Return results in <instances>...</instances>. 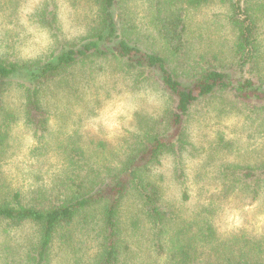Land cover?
<instances>
[{
	"label": "trees",
	"instance_id": "obj_1",
	"mask_svg": "<svg viewBox=\"0 0 264 264\" xmlns=\"http://www.w3.org/2000/svg\"><path fill=\"white\" fill-rule=\"evenodd\" d=\"M160 50L143 46L140 33L129 23L125 0H93L94 20L78 40L58 36L57 7L46 2L37 12L38 21L55 30L54 47L43 54L11 58L0 50V147L9 137L19 114L5 101L16 89L22 97V115L40 144L49 130L51 110L49 91L70 83V71L78 65L87 71L96 60L115 64L136 85L155 84L166 96L169 106L145 130L134 134L121 162L114 166H94L81 146L73 144L67 154L74 166L64 169L60 179L62 197L44 188L24 200L18 189L0 186V223L9 228L25 223L39 231L37 242L29 249L28 264H52L56 241L69 253V264H127L128 236L122 223L125 200L133 196L139 202L150 225L155 251L163 252L168 242L169 261L181 264H264V238L243 234L222 240L211 222H190L187 228L171 234L176 219L161 187L150 178L164 154L180 156L188 147L186 124L193 107L213 97H225L236 108L264 117V78L247 76L246 67L263 56L258 38L259 22L264 14V0H223L230 9L236 31V60L228 69L214 64L190 61L186 55V9L210 0H151ZM67 150V149H66ZM219 176L227 190H239L254 199L264 195V162L259 165L227 163ZM179 177L185 170L180 166ZM204 211V210H203ZM208 211V210H207ZM88 245L86 253L80 251ZM70 248L74 249L71 257ZM207 249L215 260L199 261ZM212 251V252H211ZM71 257V258H70Z\"/></svg>",
	"mask_w": 264,
	"mask_h": 264
},
{
	"label": "rangeland",
	"instance_id": "obj_2",
	"mask_svg": "<svg viewBox=\"0 0 264 264\" xmlns=\"http://www.w3.org/2000/svg\"><path fill=\"white\" fill-rule=\"evenodd\" d=\"M210 1L186 9V55L192 63L228 69L236 60V31L228 3ZM46 2L57 7L59 37L78 40L95 22L93 0H0L1 51L15 59L34 57L54 47L56 31L41 24L36 15ZM124 3L129 23L140 33L134 37H140L143 46L160 50L152 1ZM258 38L263 56L247 66L245 73L254 78L262 74L264 78V14ZM84 66L87 65L70 71V83L64 81L54 87V92L49 91L51 119L44 144L25 124L20 93L14 88L7 93L5 101L19 118L12 125L7 143L0 147L2 190L18 189L28 200L38 193V188L45 187L49 194L62 197L59 177L65 168L74 166L67 156L68 148L73 144L81 146L94 166L117 165L134 134L148 128L169 106L157 85H136L115 64L96 60L89 71ZM186 128L189 143L184 153L180 158L164 154L149 175L161 187L164 201L176 212L171 234L166 238L187 228L190 222L201 223L209 214L222 240L243 233L263 239L264 195L254 199L245 192L227 190L219 170L227 163L256 166L264 162V117L236 108L225 97H213L193 107ZM180 166L185 170L184 179L179 177ZM121 218L130 247L127 264H181L169 261L171 248L166 239L164 251H155L150 225L135 197L125 200ZM38 238V228L32 223L15 228L0 223V264H28L26 255ZM88 248L85 245L80 254ZM203 250L199 261L215 260L216 255L211 259L212 253ZM65 252L56 241L52 264H69L63 259ZM70 254L73 258L74 249L70 248Z\"/></svg>",
	"mask_w": 264,
	"mask_h": 264
}]
</instances>
